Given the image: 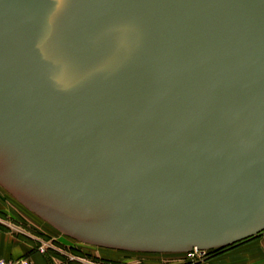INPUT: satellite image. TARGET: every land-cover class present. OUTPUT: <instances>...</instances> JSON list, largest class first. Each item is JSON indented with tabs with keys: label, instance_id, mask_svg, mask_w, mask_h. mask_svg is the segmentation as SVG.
<instances>
[{
	"label": "water",
	"instance_id": "95a60500",
	"mask_svg": "<svg viewBox=\"0 0 264 264\" xmlns=\"http://www.w3.org/2000/svg\"><path fill=\"white\" fill-rule=\"evenodd\" d=\"M0 187L110 250L264 232V0H0Z\"/></svg>",
	"mask_w": 264,
	"mask_h": 264
},
{
	"label": "rangeland",
	"instance_id": "374dc122",
	"mask_svg": "<svg viewBox=\"0 0 264 264\" xmlns=\"http://www.w3.org/2000/svg\"><path fill=\"white\" fill-rule=\"evenodd\" d=\"M0 231L21 241L31 243L30 240L33 239L32 241L36 242L37 252L39 246L45 244L48 247L45 257H54L57 264H65L69 261L71 264H264L258 260L253 262L251 259L253 247H241L242 243L254 237L220 250L207 251L201 256L188 253L125 252L87 245L64 237L52 229L27 211L1 187ZM74 258L79 261H73ZM66 259L69 261L67 262Z\"/></svg>",
	"mask_w": 264,
	"mask_h": 264
},
{
	"label": "crops",
	"instance_id": "0c3cea01",
	"mask_svg": "<svg viewBox=\"0 0 264 264\" xmlns=\"http://www.w3.org/2000/svg\"><path fill=\"white\" fill-rule=\"evenodd\" d=\"M32 240H30L31 243L27 241H21L17 238H13V236L4 235L0 231V260H15V259L26 258V259H29L32 262V264H57V262L55 261L56 259L54 257L52 256L45 257V255H42L39 252H37V249H35L36 242ZM242 244L243 246L241 247H253L254 248V250L251 252V259L253 260V262H255L256 260H258L259 262H264V232ZM42 245H45V244H42ZM68 261L69 260H67V262ZM73 261H79V259L74 258ZM69 262L65 264H71Z\"/></svg>",
	"mask_w": 264,
	"mask_h": 264
},
{
	"label": "built area",
	"instance_id": "2783aa9c",
	"mask_svg": "<svg viewBox=\"0 0 264 264\" xmlns=\"http://www.w3.org/2000/svg\"><path fill=\"white\" fill-rule=\"evenodd\" d=\"M48 250V247L46 245H42L38 252L42 255H44ZM205 252L207 251H201V250H197V249H193L188 253L189 255H204ZM0 264H32V262L29 259L26 258H22V259H15V260H0Z\"/></svg>",
	"mask_w": 264,
	"mask_h": 264
},
{
	"label": "trees",
	"instance_id": "16d2710c",
	"mask_svg": "<svg viewBox=\"0 0 264 264\" xmlns=\"http://www.w3.org/2000/svg\"><path fill=\"white\" fill-rule=\"evenodd\" d=\"M251 239V238H250ZM246 241V240H245ZM241 243V242H240ZM235 245V244H234ZM233 246V245H232ZM224 248V247H223ZM223 248H219L218 250H220V249H223ZM211 251V250H210Z\"/></svg>",
	"mask_w": 264,
	"mask_h": 264
}]
</instances>
